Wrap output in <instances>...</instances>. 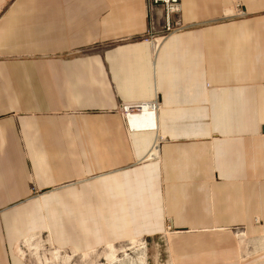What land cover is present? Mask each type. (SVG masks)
I'll return each mask as SVG.
<instances>
[{
    "label": "crops",
    "instance_id": "0c3cea01",
    "mask_svg": "<svg viewBox=\"0 0 264 264\" xmlns=\"http://www.w3.org/2000/svg\"><path fill=\"white\" fill-rule=\"evenodd\" d=\"M239 1L255 15L168 35L152 54L143 0H0V264H24L14 248L31 231L89 249L160 231L163 213L179 232L264 233V0ZM232 4L180 0V17L217 20ZM152 98L171 141L160 162L133 164L155 133L127 134L115 110ZM31 184L47 194L30 198ZM175 264H264V252L225 244Z\"/></svg>",
    "mask_w": 264,
    "mask_h": 264
},
{
    "label": "rangeland",
    "instance_id": "374dc122",
    "mask_svg": "<svg viewBox=\"0 0 264 264\" xmlns=\"http://www.w3.org/2000/svg\"><path fill=\"white\" fill-rule=\"evenodd\" d=\"M143 1L148 20V29L143 35V39L150 43L152 54L156 52L161 40L168 35L202 29L207 26L230 24L255 15L243 10L239 0H233V4L224 12L225 15L220 19L184 23L180 17V0H177V11L170 16L171 20L177 25L167 31L164 27L165 17L162 13V7L160 5L150 7L148 0ZM158 40L160 41L158 42ZM125 41L123 39L117 43H124ZM108 45L111 44H105V46ZM78 53L82 54L84 52ZM152 100L156 99H150V101ZM139 102L143 101L119 102L115 110L120 116L123 128L127 134L132 131L126 124L127 116L129 113H137L139 111ZM160 107L161 105L158 101V111ZM153 131L155 133V141L151 151L143 159L134 160L133 164L139 165L146 162L161 161V146L171 140L168 136L161 134L159 129ZM68 183L52 186L50 188L51 193L56 188L65 186ZM46 191L38 189L31 184L30 198L39 199L47 194ZM40 205L42 206V204ZM161 223L162 229L160 231L148 232L135 237L117 238L114 241L111 240L106 244H99L89 249H77L72 246L61 247L50 237L48 230H35L29 232L18 241L14 248V253L24 264H175V259L181 252L201 250L225 244H237L241 249L243 259L252 256L257 258L264 252V233L248 234L243 225L215 228L207 231L185 230L179 232L175 230L171 216L166 213H163ZM260 223L258 217L253 219L254 226L258 227ZM180 235L200 236L203 240L202 238L201 241L198 239L196 242H200L196 243L195 239H193L188 245H183V243L181 245L175 244L180 239ZM172 239L174 241L171 243ZM249 248H253L251 253L248 252Z\"/></svg>",
    "mask_w": 264,
    "mask_h": 264
},
{
    "label": "bare ground",
    "instance_id": "6f19581e",
    "mask_svg": "<svg viewBox=\"0 0 264 264\" xmlns=\"http://www.w3.org/2000/svg\"><path fill=\"white\" fill-rule=\"evenodd\" d=\"M154 101L155 102L152 103H149V101L140 102L139 111L137 113L128 114L126 124L129 129L135 132L158 129L156 125L158 100L156 99Z\"/></svg>",
    "mask_w": 264,
    "mask_h": 264
},
{
    "label": "built area",
    "instance_id": "2783aa9c",
    "mask_svg": "<svg viewBox=\"0 0 264 264\" xmlns=\"http://www.w3.org/2000/svg\"><path fill=\"white\" fill-rule=\"evenodd\" d=\"M149 6H158L160 5L162 7V13L164 14L165 20H164V27L168 31L171 27L174 25H177L173 20H171L170 16L172 13L177 11L178 5L177 0H148ZM155 102L154 100L150 101L149 103ZM140 104V102H139ZM139 108V105H138Z\"/></svg>",
    "mask_w": 264,
    "mask_h": 264
}]
</instances>
